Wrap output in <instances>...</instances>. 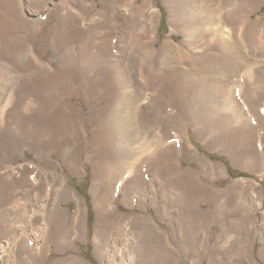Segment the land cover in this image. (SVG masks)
Masks as SVG:
<instances>
[{
  "label": "rangeland",
  "instance_id": "374dc122",
  "mask_svg": "<svg viewBox=\"0 0 264 264\" xmlns=\"http://www.w3.org/2000/svg\"><path fill=\"white\" fill-rule=\"evenodd\" d=\"M263 110L264 0H0V264H264Z\"/></svg>",
  "mask_w": 264,
  "mask_h": 264
},
{
  "label": "bare ground",
  "instance_id": "6f19581e",
  "mask_svg": "<svg viewBox=\"0 0 264 264\" xmlns=\"http://www.w3.org/2000/svg\"><path fill=\"white\" fill-rule=\"evenodd\" d=\"M263 112H264V110H263ZM106 147L109 148L108 146H106ZM23 174L24 173L20 174L23 178H18V179H16V181L12 180L13 173L9 169H7L5 173L1 174V176H0V191H1L2 187H3V190L0 193V208H3L4 206H6L8 201L15 200L16 202L20 203L21 211L24 214L22 216L24 218V216L27 215L30 210L26 208V205L28 202L24 198L25 195H21L22 192H24L22 190L23 187L28 185V183L25 180L26 176H24ZM3 178L6 180L5 184H2ZM1 184H2V186H1ZM37 215H39V214H37ZM29 224L31 226H33L31 221ZM36 226L37 225H34V227H36ZM13 231H14V229H9L7 232H10V234L3 233L0 236H3L4 239L9 240L10 242L18 243L20 246L25 243L26 249L25 248L24 249L26 251H28L30 254H31V252H40L41 251L43 246H40V245L39 246H33L29 241V233L26 231L25 228H24L22 234H20V235L17 234L18 232L11 234V232H13ZM33 233H34L33 234L34 238L36 240L38 235H42L41 233H43V231H41L40 228H37V229L35 228ZM3 251H4V247H1L0 253H2Z\"/></svg>",
  "mask_w": 264,
  "mask_h": 264
},
{
  "label": "trees",
  "instance_id": "16d2710c",
  "mask_svg": "<svg viewBox=\"0 0 264 264\" xmlns=\"http://www.w3.org/2000/svg\"><path fill=\"white\" fill-rule=\"evenodd\" d=\"M163 23H164V21H162V25H163ZM218 159L221 160L222 162H224V163H226V164L228 165V161H227L225 158H223V157H218ZM228 168H229L230 173H232L231 168H230V167H228ZM236 175L239 176V177H244V176H246V175L243 174V173H237ZM79 190H80V192L83 194V196H85V197L87 198V195H86L85 190H84L82 187H80Z\"/></svg>",
  "mask_w": 264,
  "mask_h": 264
}]
</instances>
